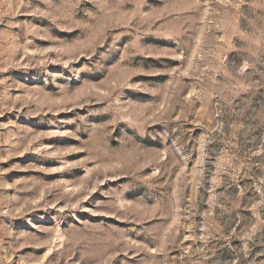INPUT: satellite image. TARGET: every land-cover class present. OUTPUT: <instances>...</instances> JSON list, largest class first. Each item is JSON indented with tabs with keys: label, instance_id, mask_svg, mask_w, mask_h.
I'll use <instances>...</instances> for the list:
<instances>
[{
	"label": "rangeland",
	"instance_id": "obj_1",
	"mask_svg": "<svg viewBox=\"0 0 264 264\" xmlns=\"http://www.w3.org/2000/svg\"><path fill=\"white\" fill-rule=\"evenodd\" d=\"M0 264H264V0H0Z\"/></svg>",
	"mask_w": 264,
	"mask_h": 264
}]
</instances>
